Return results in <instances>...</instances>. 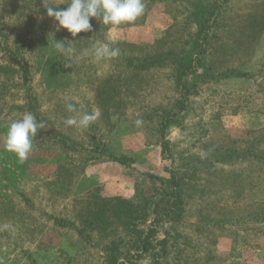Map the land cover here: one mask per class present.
<instances>
[{"label":"rangeland","instance_id":"rangeland-1","mask_svg":"<svg viewBox=\"0 0 264 264\" xmlns=\"http://www.w3.org/2000/svg\"><path fill=\"white\" fill-rule=\"evenodd\" d=\"M143 2L73 38L43 0H0V264H264V0ZM98 43L120 55L95 61ZM25 112L45 127L21 163L4 133ZM116 199L160 203L149 252L135 221L92 216Z\"/></svg>","mask_w":264,"mask_h":264},{"label":"clouds","instance_id":"clouds-1","mask_svg":"<svg viewBox=\"0 0 264 264\" xmlns=\"http://www.w3.org/2000/svg\"><path fill=\"white\" fill-rule=\"evenodd\" d=\"M59 4H54L51 0H43L47 15L58 22L56 30L66 29L73 38L81 32L92 31L91 18H96L106 26L119 27L134 23L145 11L143 0H69L68 6L62 9L58 7ZM54 41L55 50L67 57L74 55L75 49L71 46L73 41H68V45L63 41ZM119 55V48L107 44L98 43L93 47L95 61L111 59ZM66 107L69 112L75 111V105L71 102L67 103ZM100 115L99 110L84 112L79 118H67L64 123L66 126L87 129L99 119ZM135 123L140 125L142 121L136 120ZM44 127V122L37 121L33 113L25 112L20 119L7 126L4 133V150L14 153L23 163L33 150V141L38 131Z\"/></svg>","mask_w":264,"mask_h":264},{"label":"trees","instance_id":"trees-1","mask_svg":"<svg viewBox=\"0 0 264 264\" xmlns=\"http://www.w3.org/2000/svg\"><path fill=\"white\" fill-rule=\"evenodd\" d=\"M175 63L177 64L178 60H175ZM179 68L184 69L185 67L183 64H180ZM103 153L108 155V158L111 159L113 162L123 166L128 165L130 161V159L125 156L118 157L110 154L107 149L103 150ZM109 213H111L110 216ZM92 216L97 220L105 219L107 221L116 218H124L127 220V224H125L126 226H131L130 223L135 221V226L133 228L130 227V232L132 235L135 236V238H132L130 243H132L135 247V253H146L149 252L152 248V238L155 237V234L157 233L154 226L162 221L163 214L160 211V203L156 204L153 208H151L150 203H147L144 207H140L132 204L128 200L116 199L115 201H107L104 205L99 206L97 209L94 210ZM152 217L154 218L150 220ZM150 221H152V225L146 230L139 228L138 224L141 223L145 226ZM130 253L131 252H127L126 254H120L114 250V254H112L107 259L110 261L111 264H135L134 261H129L131 257ZM139 255L140 254H135L134 258H139ZM120 256L124 257L123 263H119Z\"/></svg>","mask_w":264,"mask_h":264}]
</instances>
